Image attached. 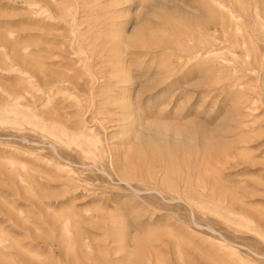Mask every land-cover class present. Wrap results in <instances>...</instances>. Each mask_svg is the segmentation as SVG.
I'll return each instance as SVG.
<instances>
[{"label":"rangeland","instance_id":"1","mask_svg":"<svg viewBox=\"0 0 264 264\" xmlns=\"http://www.w3.org/2000/svg\"><path fill=\"white\" fill-rule=\"evenodd\" d=\"M0 264H264V0H0Z\"/></svg>","mask_w":264,"mask_h":264},{"label":"bare ground","instance_id":"2","mask_svg":"<svg viewBox=\"0 0 264 264\" xmlns=\"http://www.w3.org/2000/svg\"><path fill=\"white\" fill-rule=\"evenodd\" d=\"M134 116L136 117V115H135V114H134ZM133 119H134V118H133ZM133 119H132V120H133ZM135 119H136V118H135ZM137 120H138V119H137ZM133 123H134V122H133ZM133 125H134V124H133ZM137 126H138V125H137ZM142 128H143V127H142ZM136 130H137V129H136ZM143 130H144V129H143ZM155 130H156V129H155ZM141 131H142V130H141ZM176 139H177V138H176ZM173 141H174V140H173Z\"/></svg>","mask_w":264,"mask_h":264}]
</instances>
